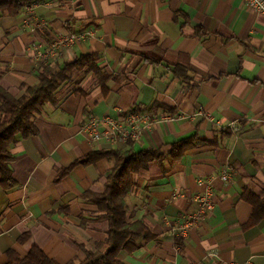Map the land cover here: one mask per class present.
<instances>
[{
	"label": "crops",
	"instance_id": "crops-1",
	"mask_svg": "<svg viewBox=\"0 0 264 264\" xmlns=\"http://www.w3.org/2000/svg\"><path fill=\"white\" fill-rule=\"evenodd\" d=\"M26 5L0 16L1 87L21 96L23 83H38L35 46L47 49L60 34L89 29L94 37L61 48L49 63L63 67L94 54L109 79L102 87L87 66L74 69L57 103L35 116L38 133L11 147L15 185L0 187V264L9 250L24 257L33 245L61 264L82 261L106 240L109 223L91 196L104 191L115 158L74 163L108 149L162 155L134 175L126 197L128 221H143L155 238L134 236L131 250L119 254L125 264H264V218L254 216L250 201L264 199V14L247 0ZM131 111L159 120L131 144L92 141L81 130L91 116ZM191 136L174 158V143ZM210 178L214 209L186 237L176 236L171 226L195 210Z\"/></svg>",
	"mask_w": 264,
	"mask_h": 264
},
{
	"label": "trees",
	"instance_id": "trees-1",
	"mask_svg": "<svg viewBox=\"0 0 264 264\" xmlns=\"http://www.w3.org/2000/svg\"><path fill=\"white\" fill-rule=\"evenodd\" d=\"M32 0H0V16L18 15L23 7ZM97 55L88 54L78 57L74 62L63 67L57 63L38 64V83L21 85L23 93L17 97L0 86V111L5 115L0 120V187L9 189L15 185L13 178L11 147L18 139H27L38 133L35 116L46 103L56 104V91L64 82L71 79L74 69L86 72L93 71L99 76L102 87L109 76L100 69L95 61ZM193 136L182 138L173 145L174 158L182 155L183 150L193 141ZM130 141L128 144H131ZM104 156H113L114 165L107 173V181L101 194L91 196L101 214L99 218L109 223L108 236L105 241L97 242L95 250L88 251L82 261L70 260L65 264H125L119 254L122 250H131L130 244L134 236H142L145 240L155 238L154 233L141 220L128 221L126 197L134 185V175L145 168L154 159L160 158L157 150L108 149L93 152L78 159L74 164L94 161ZM254 216L264 218V199L252 197ZM7 264H61L50 258L43 249L33 245L29 253L22 257L13 250L8 251Z\"/></svg>",
	"mask_w": 264,
	"mask_h": 264
},
{
	"label": "built area",
	"instance_id": "built-area-1",
	"mask_svg": "<svg viewBox=\"0 0 264 264\" xmlns=\"http://www.w3.org/2000/svg\"><path fill=\"white\" fill-rule=\"evenodd\" d=\"M247 4L252 9L264 14V0H247ZM37 4L31 3L25 6L26 18L25 24L33 25L34 12ZM42 25L46 22H41ZM36 25V24H35ZM93 29L85 31H68L54 38L47 49H41L35 46L32 57L38 64L49 63L59 55L61 48L73 45L88 37H94ZM159 120L154 119L146 113L128 112L124 116L113 117L110 115L91 116L82 125V132L86 133L92 141L102 139L115 145H126L130 141H137L142 138L144 133L150 129ZM235 127V125H233ZM228 180L230 175L224 171L220 176ZM213 179H207L204 192L195 197L196 207L192 212L183 216V221L178 226H171L173 234L180 237H186L190 229L197 227L207 215L214 209L213 199ZM244 264H251L250 262Z\"/></svg>",
	"mask_w": 264,
	"mask_h": 264
},
{
	"label": "rangeland",
	"instance_id": "rangeland-1",
	"mask_svg": "<svg viewBox=\"0 0 264 264\" xmlns=\"http://www.w3.org/2000/svg\"><path fill=\"white\" fill-rule=\"evenodd\" d=\"M36 4V3H35Z\"/></svg>",
	"mask_w": 264,
	"mask_h": 264
}]
</instances>
